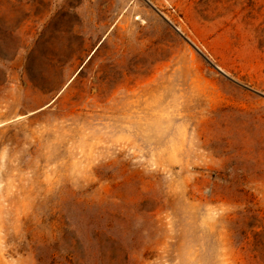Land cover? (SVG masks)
Listing matches in <instances>:
<instances>
[{
	"label": "rangeland",
	"instance_id": "1",
	"mask_svg": "<svg viewBox=\"0 0 264 264\" xmlns=\"http://www.w3.org/2000/svg\"><path fill=\"white\" fill-rule=\"evenodd\" d=\"M0 264H264V0H0Z\"/></svg>",
	"mask_w": 264,
	"mask_h": 264
}]
</instances>
